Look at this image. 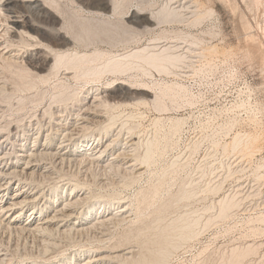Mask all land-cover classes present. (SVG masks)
<instances>
[{
  "label": "rangeland",
  "instance_id": "obj_1",
  "mask_svg": "<svg viewBox=\"0 0 264 264\" xmlns=\"http://www.w3.org/2000/svg\"><path fill=\"white\" fill-rule=\"evenodd\" d=\"M59 1L69 14L79 10L71 0ZM186 1L191 8L176 9L178 21L133 40L127 33L121 35H129L128 39L97 30L83 42L89 43L88 52L97 49L111 54L170 46V54L180 58L165 65L163 72L144 61L131 62L130 67L126 62L120 73L108 72L100 81L53 79L17 92L13 102L9 100L11 114L21 115L40 102L41 106L48 101L70 104L86 87L107 88L109 96H122L105 100L108 110L104 106V112L112 118L111 128L101 130L107 142L121 129L120 148L136 137L140 147L135 155L142 157L146 148L154 149V157L141 164L144 172L133 183L121 173L90 171L89 182L97 197L125 201L129 210L123 222L98 230L106 232L103 239L96 232L68 239L61 252L75 253L77 257L69 259L72 263L87 256V247L100 249V255L114 264L110 256L129 245L136 247L134 262L153 261L168 240L167 244H176L168 245L170 251L157 264H264V0ZM128 2L133 6L144 2L155 11L167 4V0ZM118 82L126 85L119 88ZM128 87H141L151 94L128 96ZM63 92L76 95L68 102L56 100ZM18 94L24 96L22 101ZM69 176L81 180L75 172ZM12 232L0 227V245L10 250L14 262H30L38 252V239Z\"/></svg>",
  "mask_w": 264,
  "mask_h": 264
},
{
  "label": "bare ground",
  "instance_id": "obj_2",
  "mask_svg": "<svg viewBox=\"0 0 264 264\" xmlns=\"http://www.w3.org/2000/svg\"><path fill=\"white\" fill-rule=\"evenodd\" d=\"M128 1L71 0L79 10H72L74 12L69 14L63 10L64 6L59 0H0V227L35 237L39 244L36 256H32L28 263L14 262L10 250L0 245V264H109L98 248L86 247L89 253L77 263L69 260L77 257L75 253L66 256L61 249L65 245L67 248L68 239L92 232L103 239L106 232L98 230L114 222H123L127 217L129 208L125 201L119 199L112 202L106 195V198L97 197L96 190L89 182L92 169L102 173H121L129 176L132 182L143 174L145 168L141 164L150 162L154 157L152 155L151 158L153 147L146 148L142 157L134 154L139 143L136 137L130 139L128 146L120 148L117 140L121 129L117 130V137L110 142L106 140L108 136L101 133V130L106 132L111 128L112 118L106 117L103 108L108 105L105 100L120 99L122 96H109L107 88L86 85L79 91L76 101L70 104L59 105L48 101L47 105L41 106L42 103L37 101L40 104H34L28 112L23 110L25 113L21 115L11 114L13 106L9 100L17 92H24L53 79L98 81L108 72L120 73L126 62H130V67L131 62L144 61L157 68L158 72H163L165 65L174 64L180 56L171 55L170 46L137 47L123 54L105 53L97 49L88 52L89 43L83 44L84 39L96 34L97 30L104 34L109 32V35L127 33L131 37L127 35L129 39L133 40L164 23L178 21L176 13L179 10L187 12L191 8L186 0L182 3L167 0V4L158 11L144 2L133 6ZM120 35L117 36L121 41H126ZM100 61L103 63L99 65ZM125 85L124 82L117 83L119 88ZM128 88V96L151 94L141 87ZM63 93H56V100L68 102L76 95ZM153 101L157 103L156 95ZM72 172L80 175L81 180L72 179L69 176ZM68 190L69 194H66ZM167 242L164 249L159 246L163 251L157 250L161 256L157 255L159 258L153 261H147L142 256L139 257L141 260L134 262L136 247L130 245L110 257L114 264H157L167 256L165 254L170 251L169 246L174 247L175 242Z\"/></svg>",
  "mask_w": 264,
  "mask_h": 264
}]
</instances>
